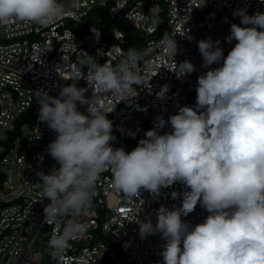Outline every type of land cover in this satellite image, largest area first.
Returning <instances> with one entry per match:
<instances>
[{"label": "clouds", "instance_id": "9594fccd", "mask_svg": "<svg viewBox=\"0 0 264 264\" xmlns=\"http://www.w3.org/2000/svg\"><path fill=\"white\" fill-rule=\"evenodd\" d=\"M63 15L59 0H0V26H49ZM233 15L240 23H233L225 38L229 44L235 41L226 57L221 41L210 36L198 41L202 67L209 70L198 76L195 105L178 106L168 121L157 117L131 152L112 146L109 111L95 102L94 92L87 99L88 89L75 81L83 77L100 92L132 103L139 95L133 85L143 86L141 55L135 49L115 65L99 64L88 55L86 76L74 70L73 83L63 86L58 97L40 90L34 94L40 105L37 119L56 134L47 152L59 167L38 173L42 196L51 201L44 207V221L56 224L63 218L62 229L49 240L53 257H62L69 242L85 231L79 218L88 214L100 174L110 170L115 188L130 199L142 189L159 197L163 188L184 185L180 206L161 205L155 225L150 217L132 221L141 239L161 234L162 264H264V12L249 15L236 9ZM188 31L166 32L163 40L172 58L167 69L177 79L196 71L188 60L175 62V37ZM213 64L219 66L210 68ZM168 88L164 85L157 97L164 99ZM78 104L87 105V114ZM168 122L172 130L161 134ZM179 195L171 193L173 199ZM198 204L209 213L206 219L194 226L184 222L181 217Z\"/></svg>", "mask_w": 264, "mask_h": 264}, {"label": "built area", "instance_id": "2783aa9c", "mask_svg": "<svg viewBox=\"0 0 264 264\" xmlns=\"http://www.w3.org/2000/svg\"><path fill=\"white\" fill-rule=\"evenodd\" d=\"M64 15L49 26L17 22L0 26V264H162L160 255L165 241L156 233L144 239L139 226L132 222L151 218L156 223V211L161 205L170 210L180 206L184 185L177 182L161 189L154 197L141 190L138 198H127L115 188L112 173L105 170L96 183L87 215L79 221L85 231L70 241L62 257H53L49 248L51 236L62 229L59 223L44 221V207L51 201L43 198L38 173H49L59 164L47 152L55 133L38 119V90L58 97L63 86L73 83L74 70L87 74V62L115 65L129 49H135L141 60L138 74L142 84L133 85L139 93L132 103L100 92L82 77L75 81L78 88H87V99L93 92L95 102L109 113L113 122L111 142L114 148L131 152L145 133L178 112V106H194L198 76L205 73L198 41L211 37L221 41L224 56L234 46L225 38L230 35L236 9L249 15L264 12L262 0H59ZM204 3V4H203ZM150 19H145L150 15ZM95 12L98 17L93 19ZM165 13L167 29L162 33L159 15ZM126 21L137 31V45H131L128 33L119 24ZM155 22V23H154ZM158 24V26H156ZM177 35L175 62L188 60L196 71L183 79L169 71L172 58L163 47L165 33ZM190 35L193 39H187ZM102 50L104 55L99 54ZM89 55V56H88ZM93 62H95L93 60ZM213 64L210 68L218 67ZM150 80V81H149ZM149 85L148 86V82ZM164 85V99L157 97ZM92 87V88H91ZM93 89V90H92ZM87 114V105H77ZM168 122L163 132L171 131ZM135 133V137L129 135ZM43 157L41 160L40 158ZM181 193L173 199L171 193ZM143 200V204L142 201ZM209 215L199 204L181 219L195 225Z\"/></svg>", "mask_w": 264, "mask_h": 264}, {"label": "rangeland", "instance_id": "374dc122", "mask_svg": "<svg viewBox=\"0 0 264 264\" xmlns=\"http://www.w3.org/2000/svg\"><path fill=\"white\" fill-rule=\"evenodd\" d=\"M96 16L98 17V12H95L94 13L93 19L96 18ZM159 21H160L159 23H160V25L162 27V30H161V33H162V31L164 32L167 29V27H166L167 17H166V14L165 13H161L159 15ZM119 26L123 30H125L127 33L129 32L131 36L137 35V31L135 29H133L130 26H126V21L125 20L121 21L120 24H119Z\"/></svg>", "mask_w": 264, "mask_h": 264}, {"label": "trees", "instance_id": "16d2710c", "mask_svg": "<svg viewBox=\"0 0 264 264\" xmlns=\"http://www.w3.org/2000/svg\"><path fill=\"white\" fill-rule=\"evenodd\" d=\"M128 38H129V40L131 42V45H137L138 40L136 38V35L135 36H131L130 33L128 32Z\"/></svg>", "mask_w": 264, "mask_h": 264}]
</instances>
